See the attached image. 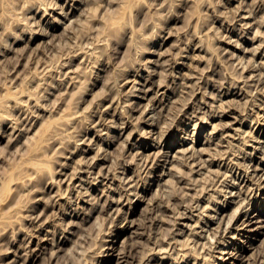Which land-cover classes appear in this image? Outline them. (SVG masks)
Segmentation results:
<instances>
[{
    "label": "rangeland",
    "instance_id": "1",
    "mask_svg": "<svg viewBox=\"0 0 264 264\" xmlns=\"http://www.w3.org/2000/svg\"><path fill=\"white\" fill-rule=\"evenodd\" d=\"M0 264H264V0H0Z\"/></svg>",
    "mask_w": 264,
    "mask_h": 264
},
{
    "label": "bare ground",
    "instance_id": "2",
    "mask_svg": "<svg viewBox=\"0 0 264 264\" xmlns=\"http://www.w3.org/2000/svg\"><path fill=\"white\" fill-rule=\"evenodd\" d=\"M219 166V165H218ZM251 181V180H250ZM244 200V199H243ZM226 248V247H225ZM225 248H223V249H225ZM184 256V255H183Z\"/></svg>",
    "mask_w": 264,
    "mask_h": 264
}]
</instances>
